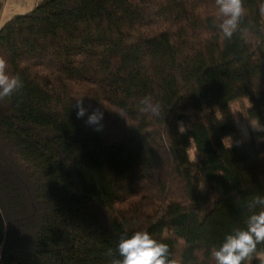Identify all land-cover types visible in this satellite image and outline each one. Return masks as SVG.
I'll return each mask as SVG.
<instances>
[{
	"label": "trees",
	"instance_id": "obj_1",
	"mask_svg": "<svg viewBox=\"0 0 264 264\" xmlns=\"http://www.w3.org/2000/svg\"><path fill=\"white\" fill-rule=\"evenodd\" d=\"M242 2L231 38L215 0H41L0 28L23 81L0 99V264H111L136 231L215 264L264 196V15ZM242 264H264V243Z\"/></svg>",
	"mask_w": 264,
	"mask_h": 264
},
{
	"label": "clouds",
	"instance_id": "obj_2",
	"mask_svg": "<svg viewBox=\"0 0 264 264\" xmlns=\"http://www.w3.org/2000/svg\"><path fill=\"white\" fill-rule=\"evenodd\" d=\"M218 11L217 19L219 29L224 37L231 38L237 30L241 19L245 15L242 0H215ZM259 12L264 15V0L259 4ZM5 58L0 57V99L9 97L23 87V81L18 74H9ZM142 113L150 112L159 114V104L153 103L150 98L140 101ZM77 118H85L86 125L96 126V130L103 128L104 113L101 108L84 106L83 100L76 104ZM91 109V111H89ZM185 131L181 125L178 129ZM261 206V210L252 211L245 220V226L234 228L225 235L218 247L212 249L211 255L215 264H242L257 249V245L264 243V196H256L249 204V208ZM119 259H112L111 264H177L175 259L169 257V247L165 243L153 239L147 231H136L128 237H121L115 250ZM109 256H114L112 249L108 250Z\"/></svg>",
	"mask_w": 264,
	"mask_h": 264
},
{
	"label": "rangeland",
	"instance_id": "obj_3",
	"mask_svg": "<svg viewBox=\"0 0 264 264\" xmlns=\"http://www.w3.org/2000/svg\"><path fill=\"white\" fill-rule=\"evenodd\" d=\"M41 0H0V28L9 21L12 17L23 15L32 11ZM253 100H246L245 107H249ZM234 110L237 112L240 109L239 104H234ZM251 130L242 126L241 133L244 140H249L250 132L256 130L254 123H251ZM250 131V132H249ZM227 147L231 145L230 140H226ZM192 156V153H190Z\"/></svg>",
	"mask_w": 264,
	"mask_h": 264
},
{
	"label": "water",
	"instance_id": "obj_4",
	"mask_svg": "<svg viewBox=\"0 0 264 264\" xmlns=\"http://www.w3.org/2000/svg\"><path fill=\"white\" fill-rule=\"evenodd\" d=\"M4 236H5V222L0 211V246L3 242Z\"/></svg>",
	"mask_w": 264,
	"mask_h": 264
}]
</instances>
